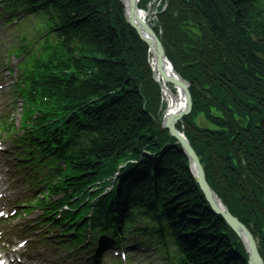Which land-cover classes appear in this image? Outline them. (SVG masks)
Listing matches in <instances>:
<instances>
[{
	"label": "trees",
	"instance_id": "16d2710c",
	"mask_svg": "<svg viewBox=\"0 0 264 264\" xmlns=\"http://www.w3.org/2000/svg\"><path fill=\"white\" fill-rule=\"evenodd\" d=\"M42 2L58 41L43 46L46 58L39 67L44 74L26 106L40 111L44 123L64 116V123L46 127V136L64 145L62 186L75 194L88 191L132 156L137 163L130 165L118 195L104 204L110 207L115 199L112 210L134 204L152 219L163 213L184 264H247L242 242L211 212L180 147L169 139L172 147L161 150L160 92L148 46L125 23L122 5L115 0ZM160 20L166 56L191 83L186 135L209 184L259 240L264 260V176L259 173L264 163V0H169ZM49 106L56 114L47 117L43 109ZM235 115L247 120L246 128ZM201 116L229 135L217 138L201 128ZM67 137L75 138L78 151L63 142ZM260 148L263 154L256 157Z\"/></svg>",
	"mask_w": 264,
	"mask_h": 264
},
{
	"label": "water",
	"instance_id": "95a60500",
	"mask_svg": "<svg viewBox=\"0 0 264 264\" xmlns=\"http://www.w3.org/2000/svg\"><path fill=\"white\" fill-rule=\"evenodd\" d=\"M138 1L139 0H129V13L128 18L126 21L130 26H132L140 35V37L149 43L151 46V50L154 54V57L156 59L157 65L159 67V70L162 75H164L170 82H172L175 86H177L179 89H181L184 93L185 99H186V108L184 111L172 114L171 115V107L172 105L167 104V112L168 115H171L167 122L165 123V129L170 130V133L172 137L178 140V142L182 145L184 153L190 160L192 166L196 170L197 177L196 181L199 184L201 190L203 191L204 195L206 196L207 201L210 203L212 211L220 215L227 224L244 240L246 247L249 252V264H264L263 260L260 257V254L257 249V245L255 243L254 238L249 233L248 229L239 222L238 219L233 217L229 211L219 203V200L211 190L210 186L208 185L205 174L203 171V167L200 164V161L189 144V142L181 136L177 130L175 129V122L182 117L186 116L192 106V100H191V94H190V85L187 83L179 74L174 73V76H171L170 74H167V72L164 69V59H165V53L162 48L161 42L157 38L154 31L149 27V25L145 22H143L139 16H138ZM218 136L224 135L221 132H216Z\"/></svg>",
	"mask_w": 264,
	"mask_h": 264
},
{
	"label": "bare ground",
	"instance_id": "6f19581e",
	"mask_svg": "<svg viewBox=\"0 0 264 264\" xmlns=\"http://www.w3.org/2000/svg\"><path fill=\"white\" fill-rule=\"evenodd\" d=\"M122 1H126L127 0H122ZM153 61H155V59L153 58ZM152 61V66L154 67L155 70V74L153 76V79L160 84L162 90H163V100L166 104L172 105L171 107V114H176L178 112H182L183 110H185L186 108V100H185V96L184 94L177 89V93L174 94L172 92V90L167 86L168 84L163 83L161 77L159 76L158 72L156 71V66L154 65ZM167 72V74H170L171 76H174L171 68L168 66L165 70ZM263 154V151L261 150V148L258 150V152H256V157H259ZM264 165H262L260 163V168H262ZM264 168V167H263ZM262 168V169H263ZM260 209H254V211H259ZM213 213V211H211ZM215 216H217L215 213H213ZM218 217V216H217Z\"/></svg>",
	"mask_w": 264,
	"mask_h": 264
},
{
	"label": "rangeland",
	"instance_id": "374dc122",
	"mask_svg": "<svg viewBox=\"0 0 264 264\" xmlns=\"http://www.w3.org/2000/svg\"><path fill=\"white\" fill-rule=\"evenodd\" d=\"M7 42H11V40H8ZM11 102H12V107L14 108V112L12 113V116H14V114L17 115V118H15V119L18 122V117H19L18 113L20 112V105L18 103L14 105L12 97H11ZM11 102L8 101V104H11Z\"/></svg>",
	"mask_w": 264,
	"mask_h": 264
},
{
	"label": "snow or ice",
	"instance_id": "6c2138e0",
	"mask_svg": "<svg viewBox=\"0 0 264 264\" xmlns=\"http://www.w3.org/2000/svg\"><path fill=\"white\" fill-rule=\"evenodd\" d=\"M3 213H0V215H2ZM0 264H2V262H0Z\"/></svg>",
	"mask_w": 264,
	"mask_h": 264
}]
</instances>
